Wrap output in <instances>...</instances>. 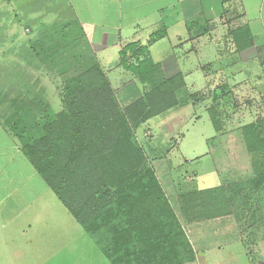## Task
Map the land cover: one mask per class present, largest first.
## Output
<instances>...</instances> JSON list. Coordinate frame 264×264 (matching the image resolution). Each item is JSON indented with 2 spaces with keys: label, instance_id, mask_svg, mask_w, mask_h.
<instances>
[{
  "label": "rangeland",
  "instance_id": "1",
  "mask_svg": "<svg viewBox=\"0 0 264 264\" xmlns=\"http://www.w3.org/2000/svg\"><path fill=\"white\" fill-rule=\"evenodd\" d=\"M34 36L38 56L52 74L50 95L44 94L42 81L34 87L39 79L34 83L29 80L30 84L9 79L0 87V102H18L19 116L25 119L32 139L41 136L36 131L38 124L49 122L63 109L60 97L68 63L63 69L56 63L91 54L71 17L62 23L41 26ZM178 97L179 114L185 115L186 126L173 133L174 125L163 129L162 125H146L134 133L143 151V165L132 172L122 192L111 190L112 203L103 213L108 215L91 221L90 233L76 223L38 175L20 160L27 170H21L16 182L22 188L30 187V192L26 190L28 198L16 200L18 193L22 196L25 192L19 186V192L8 196L16 200V205L9 206L10 200H6L4 208H0V264H195L194 252L198 264L201 258L204 264H226V258L217 256L215 249L229 243L234 245L231 249L237 247V255L233 256L236 264H264V170L245 169L253 162L251 144L240 146L227 140L235 139L237 129L222 128V140L210 144L216 147L215 162L222 164V170L217 172L219 186L206 190L202 155L205 148L200 141L205 127L201 123L191 127L189 95L182 91ZM2 115L1 119L6 120V114ZM165 129L169 135L176 134L177 139L166 140L162 132ZM7 131L13 135L6 125ZM183 133L185 139L176 149ZM196 155L202 157L195 160ZM10 157L13 156L9 155L5 162ZM3 158L0 154V162ZM184 158L192 160L186 162ZM11 164L5 169L8 174L16 170V160ZM209 205L213 208L208 209ZM228 213L232 221H227L223 237L217 223L206 225L210 217ZM194 223L198 225L190 226ZM192 237L197 239L193 241ZM202 247L210 251L208 258L201 256Z\"/></svg>",
  "mask_w": 264,
  "mask_h": 264
},
{
  "label": "crops",
  "instance_id": "2",
  "mask_svg": "<svg viewBox=\"0 0 264 264\" xmlns=\"http://www.w3.org/2000/svg\"><path fill=\"white\" fill-rule=\"evenodd\" d=\"M69 16L84 44L91 49L121 108L148 92L146 85L120 66L119 53L126 45L146 46L165 78H180L182 85L176 91L178 105L147 120L137 130L146 125H162V129L174 125L176 128L171 130L175 133L186 126L185 115L179 114L182 112L178 97L179 92H186L191 127L196 128L200 123L205 127L200 141L205 148L202 155L206 190L219 186L217 172L222 170V164L215 162L216 147L210 144L222 140V128L237 129L235 139L227 140L240 146L251 144L253 167L249 163L245 169L264 170V0H0V87L9 79H21L28 84L32 83L29 80L34 83L39 79L34 87L43 82L44 94L50 95L52 74L38 56L34 35L41 26L62 23ZM161 32L162 37L150 43L151 36ZM9 105L10 102H0V115ZM54 105L50 104L51 109ZM1 118L0 154L4 158L0 162V208H4L6 200H10L9 206H15L16 200L28 198L26 190L30 192V187L22 188L16 182L21 170H27L21 161L33 169L22 156L18 139L5 132V120ZM162 132L168 141L177 139L176 134L169 135L166 129ZM183 134L176 149L185 139L186 133ZM9 155L13 157L5 162ZM15 160L16 170L8 174L5 169ZM184 161L189 162L185 158ZM195 181L197 185L198 179ZM19 186L25 191L22 196L18 193L16 200L9 199L10 194L19 192ZM209 208L213 207L209 205ZM2 221L0 211V224ZM227 221H232L229 213L210 217L206 225L217 223L223 237ZM195 225L198 224L190 226ZM232 225L234 231L235 223ZM232 246L229 243L215 249L217 256L226 258V264H236L233 256L238 250L231 249ZM201 250V256L208 258L210 251L203 247ZM194 258L198 264L195 252ZM204 263L201 258L199 264Z\"/></svg>",
  "mask_w": 264,
  "mask_h": 264
},
{
  "label": "trees",
  "instance_id": "3",
  "mask_svg": "<svg viewBox=\"0 0 264 264\" xmlns=\"http://www.w3.org/2000/svg\"><path fill=\"white\" fill-rule=\"evenodd\" d=\"M162 35H152L150 43ZM119 62L148 88L124 108L88 54L56 63L62 69L68 63L60 97L63 109L54 119L38 124L36 131L41 136L32 139L25 119L19 116L18 102L10 103L4 111L5 124L18 139L22 156L87 233L92 231L91 221L112 203L111 190L122 192L132 172L143 165L135 131L147 120L176 107V91L182 85L180 78H165L146 46L126 45L119 53Z\"/></svg>",
  "mask_w": 264,
  "mask_h": 264
}]
</instances>
